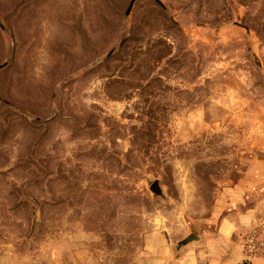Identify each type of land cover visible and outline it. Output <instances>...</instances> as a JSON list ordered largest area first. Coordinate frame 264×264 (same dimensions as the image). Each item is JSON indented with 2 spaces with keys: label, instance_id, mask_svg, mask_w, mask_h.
Masks as SVG:
<instances>
[{
  "label": "rangeland",
  "instance_id": "rangeland-1",
  "mask_svg": "<svg viewBox=\"0 0 264 264\" xmlns=\"http://www.w3.org/2000/svg\"><path fill=\"white\" fill-rule=\"evenodd\" d=\"M255 185L264 0H0V264H205Z\"/></svg>",
  "mask_w": 264,
  "mask_h": 264
},
{
  "label": "crops",
  "instance_id": "crops-1",
  "mask_svg": "<svg viewBox=\"0 0 264 264\" xmlns=\"http://www.w3.org/2000/svg\"><path fill=\"white\" fill-rule=\"evenodd\" d=\"M255 186L254 188L251 186L248 188L250 193H254L255 197H252L254 199L260 192H264L263 185ZM240 203L241 201H237V206ZM238 212L232 213L230 218H227L221 227V234L228 241L225 247L226 251L217 250L205 264H244V237L252 232H256L257 236L264 240V215L259 216L257 214L258 212L264 213V198L257 199L253 208H248L247 211L238 209ZM229 240L231 241L230 243ZM247 264H264V259L258 257Z\"/></svg>",
  "mask_w": 264,
  "mask_h": 264
},
{
  "label": "built area",
  "instance_id": "built-area-1",
  "mask_svg": "<svg viewBox=\"0 0 264 264\" xmlns=\"http://www.w3.org/2000/svg\"><path fill=\"white\" fill-rule=\"evenodd\" d=\"M258 257L264 259V240L260 239L256 232H252L244 241V259L250 263Z\"/></svg>",
  "mask_w": 264,
  "mask_h": 264
},
{
  "label": "water",
  "instance_id": "water-1",
  "mask_svg": "<svg viewBox=\"0 0 264 264\" xmlns=\"http://www.w3.org/2000/svg\"><path fill=\"white\" fill-rule=\"evenodd\" d=\"M129 13H130V10L127 12V15H129ZM153 189H154L155 191H159V190H158V184H155L154 187H153ZM199 240H200L199 236H197V235H195V234H192V235L188 236V237L183 241L182 245L184 246V245H187V244H190V243H192V242H194V241H199Z\"/></svg>",
  "mask_w": 264,
  "mask_h": 264
}]
</instances>
